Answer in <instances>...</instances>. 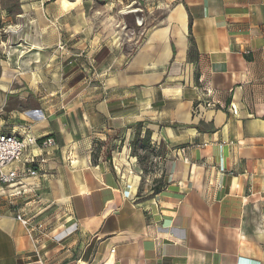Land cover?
I'll use <instances>...</instances> for the list:
<instances>
[{"label":"crops","instance_id":"obj_1","mask_svg":"<svg viewBox=\"0 0 264 264\" xmlns=\"http://www.w3.org/2000/svg\"><path fill=\"white\" fill-rule=\"evenodd\" d=\"M17 1L0 132L37 175L0 186V264H264V0H141L127 51L91 0Z\"/></svg>","mask_w":264,"mask_h":264},{"label":"rangeland","instance_id":"obj_2","mask_svg":"<svg viewBox=\"0 0 264 264\" xmlns=\"http://www.w3.org/2000/svg\"><path fill=\"white\" fill-rule=\"evenodd\" d=\"M92 11L91 20L95 31L100 32L103 37L112 35L113 33L124 43L125 50H130L134 47L137 41L140 40L143 29L153 22L159 15L150 18L146 11H137V8H144L141 0H136L135 6L123 2L122 5L108 9L104 6L103 0H91ZM5 3L16 4L17 0H3ZM133 11V12H132ZM149 16V17H148ZM141 158L145 155H140ZM144 159V160H145Z\"/></svg>","mask_w":264,"mask_h":264},{"label":"built area","instance_id":"obj_3","mask_svg":"<svg viewBox=\"0 0 264 264\" xmlns=\"http://www.w3.org/2000/svg\"><path fill=\"white\" fill-rule=\"evenodd\" d=\"M52 141H44V145H52ZM30 145H35V140L31 137L19 138L14 134H6L0 132V186L1 185H15L22 182L26 178L35 177L37 171L34 166L27 167L22 171L12 170L11 166L19 161L23 152ZM16 220L20 222L25 228H28V220L17 215Z\"/></svg>","mask_w":264,"mask_h":264},{"label":"trees","instance_id":"obj_4","mask_svg":"<svg viewBox=\"0 0 264 264\" xmlns=\"http://www.w3.org/2000/svg\"><path fill=\"white\" fill-rule=\"evenodd\" d=\"M103 3H105V2L103 1ZM148 136H149V134L146 133V135L142 141L137 140V139H135V141H134V146L132 148V154L137 155L138 158L140 159V161H144V159H145V157L141 158L140 155H145L146 159H147L149 154H150V151L148 150V147L146 144ZM138 153H139V155H138ZM141 153H143V154H141Z\"/></svg>","mask_w":264,"mask_h":264}]
</instances>
